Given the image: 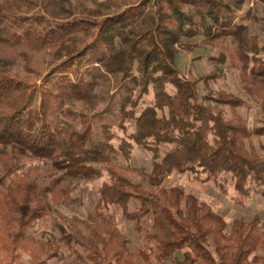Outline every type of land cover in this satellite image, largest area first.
<instances>
[{"label": "trees", "instance_id": "1", "mask_svg": "<svg viewBox=\"0 0 264 264\" xmlns=\"http://www.w3.org/2000/svg\"><path fill=\"white\" fill-rule=\"evenodd\" d=\"M246 1L0 0V41H22L10 22L17 15L36 17L47 25L44 35L59 38L0 59V67L18 68L12 75L16 92H26L21 78L42 57L52 70L74 59L89 63L82 78L61 79L44 98L47 138L41 139L32 119L0 109V264H46L60 249L89 264H264L259 217L228 225L195 195L162 186L174 171L224 194L229 179L231 200L239 206L253 194L264 198V158L247 147L254 136L264 139V123L249 128L235 112L244 101L233 94L198 93L200 81L223 78L221 68L193 80L175 63L180 49L197 46L184 40L202 37L204 45L221 49L211 60L219 66L230 62L243 92L260 101L264 116V45L249 31L247 23L255 18L252 9L242 11ZM59 21L65 26L54 27ZM94 116L103 119L96 125L103 135L99 141ZM134 146L153 155L141 181L134 180L139 170L112 162L118 155L128 159ZM164 147L170 149L160 158ZM260 150L264 153V145ZM42 163L51 164L44 171L60 173L47 186L39 183L36 164ZM103 171L108 178L99 186L94 222L86 223L88 238L64 231L53 242L27 239L32 223L60 204L56 188L62 180L89 182ZM132 202L136 207L130 210ZM114 209L138 224L141 243L134 251L127 248ZM76 245L86 253H78Z\"/></svg>", "mask_w": 264, "mask_h": 264}, {"label": "rangeland", "instance_id": "2", "mask_svg": "<svg viewBox=\"0 0 264 264\" xmlns=\"http://www.w3.org/2000/svg\"><path fill=\"white\" fill-rule=\"evenodd\" d=\"M247 9H252V14L255 18L247 23L249 25V31L257 37L260 45H264V2L247 0L242 7V11H246ZM10 22L14 24L18 33L23 36V39L18 43L0 41V59L10 56L20 47L34 42L40 45L41 41L49 42L52 39H59L57 36L51 37L44 35L43 27L46 24L38 21L36 17L17 15ZM55 23H58L60 27H64L66 24L64 21L52 22L54 27L56 26L54 25ZM202 40V37L184 40L185 43L195 44L197 46H194L191 50L180 49L176 54L175 63L182 75L189 79L198 80L208 73L215 71L217 68H221L223 78L207 82L200 81L197 85L198 93L201 96H204L208 91H222L233 94L244 101V104L235 109V112L244 119L248 127L254 128L263 124L264 116L261 113L260 101L247 96L243 92L240 85L239 73L231 66L229 61L219 66L211 60L210 57L217 56L221 49L206 46ZM39 60L40 66L37 64V66H32V69L26 70L21 78L20 87H26L24 94L16 92L17 86L12 78L14 72L18 73V68L13 67L12 69H7L0 67V109L2 113L8 115L19 114L32 119V126L35 125L41 139H45L48 134L42 130L44 123L42 108L44 98L57 86L61 79L65 80L68 77L70 79L82 78V75L85 74V71L89 67V63L84 59H74L63 62L52 70L47 68L43 57ZM111 108H117L116 98L112 102ZM225 109L228 115H230V109ZM102 121V117L94 116L93 132L95 141L103 138L100 129L96 127ZM129 130L132 131L131 128ZM118 136L121 137L123 135L119 133ZM118 142L119 140H115L113 145L116 146ZM261 145H264L263 138L254 136L247 141V147L255 150L264 158V153L260 150ZM169 149V147L162 148L160 158ZM152 160L153 155L149 151L134 146L128 159L118 155L112 159V162L121 167L130 165L134 169L139 170V176H134V180L141 181L145 174L150 173ZM36 166L41 171L39 183L43 186H47L60 175L59 172L54 170L44 171L51 167L50 163L36 164ZM102 173L101 178L89 182L73 178L62 180L58 188H56L58 196L60 197V204L53 206L52 209L45 212L39 219L32 223L27 229V239L34 242H53L59 239L64 231L66 234L72 235L80 231L84 237L88 238L91 233L87 230L86 223L94 222L93 210L99 196V186L102 181H106L108 178L105 171ZM224 184L227 189V194L222 193L211 183H200L194 180L189 174H179L170 171L164 177L162 186L164 188L172 186L179 187L186 193L195 195L200 201L209 204L217 214L226 220L228 225L235 219H241L247 222L253 216L259 217L264 222V198L261 195L253 194L244 205L239 206L231 200L233 196L231 181L225 179ZM135 207L136 204L132 202L130 210H133ZM114 213L115 222L119 231L127 241L128 250L134 251L141 243L140 233L136 229L138 224L134 221L125 220L119 209H114ZM147 226V223L142 224L143 228ZM76 251L82 255L86 253L84 248L78 245H76ZM257 254H260V252ZM22 260L30 263V259L26 256H23ZM46 264L89 263L80 259L75 260L66 249H60L58 257L50 260Z\"/></svg>", "mask_w": 264, "mask_h": 264}]
</instances>
